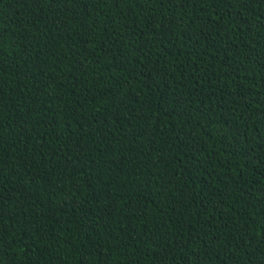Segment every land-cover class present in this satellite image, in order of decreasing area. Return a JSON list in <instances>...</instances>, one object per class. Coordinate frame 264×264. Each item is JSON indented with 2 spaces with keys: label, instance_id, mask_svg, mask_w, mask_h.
Segmentation results:
<instances>
[{
  "label": "trees",
  "instance_id": "1",
  "mask_svg": "<svg viewBox=\"0 0 264 264\" xmlns=\"http://www.w3.org/2000/svg\"><path fill=\"white\" fill-rule=\"evenodd\" d=\"M0 36V264H264V0H0Z\"/></svg>",
  "mask_w": 264,
  "mask_h": 264
},
{
  "label": "snow or ice",
  "instance_id": "2",
  "mask_svg": "<svg viewBox=\"0 0 264 264\" xmlns=\"http://www.w3.org/2000/svg\"><path fill=\"white\" fill-rule=\"evenodd\" d=\"M249 2V0H236V3H242L243 5L246 6V4ZM235 6V4H233V7ZM3 36H0V39H3ZM3 244L2 241H0V248H2Z\"/></svg>",
  "mask_w": 264,
  "mask_h": 264
}]
</instances>
